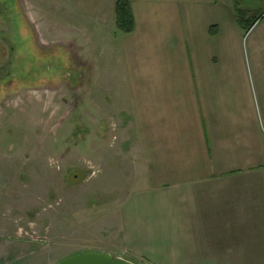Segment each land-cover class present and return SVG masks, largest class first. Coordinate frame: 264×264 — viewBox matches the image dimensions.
Here are the masks:
<instances>
[{
	"label": "crops",
	"instance_id": "obj_1",
	"mask_svg": "<svg viewBox=\"0 0 264 264\" xmlns=\"http://www.w3.org/2000/svg\"><path fill=\"white\" fill-rule=\"evenodd\" d=\"M116 1L78 3L109 30L100 90L138 175L115 206L124 248L147 264H264V12L244 31L234 0H127L121 34Z\"/></svg>",
	"mask_w": 264,
	"mask_h": 264
},
{
	"label": "rangeland",
	"instance_id": "obj_2",
	"mask_svg": "<svg viewBox=\"0 0 264 264\" xmlns=\"http://www.w3.org/2000/svg\"><path fill=\"white\" fill-rule=\"evenodd\" d=\"M80 1L6 0L10 12L0 16V65L11 61L0 81V264H56L84 252L147 264L117 229L115 206L138 175L120 146L115 99L100 90L109 30L90 26ZM240 4L252 9L247 21L264 12V0ZM107 74L119 88L110 56Z\"/></svg>",
	"mask_w": 264,
	"mask_h": 264
},
{
	"label": "trees",
	"instance_id": "obj_3",
	"mask_svg": "<svg viewBox=\"0 0 264 264\" xmlns=\"http://www.w3.org/2000/svg\"><path fill=\"white\" fill-rule=\"evenodd\" d=\"M241 0H234V4L237 7L238 21L242 25L245 22L247 25H242L244 31H248L259 19L262 18L263 14L252 17L247 21L245 14L249 13L246 10L239 9V2ZM252 11V10H251ZM250 11V12H251ZM115 27L117 32L121 34H129L134 30V18L130 8V4L127 0H117L115 4Z\"/></svg>",
	"mask_w": 264,
	"mask_h": 264
},
{
	"label": "water",
	"instance_id": "obj_4",
	"mask_svg": "<svg viewBox=\"0 0 264 264\" xmlns=\"http://www.w3.org/2000/svg\"><path fill=\"white\" fill-rule=\"evenodd\" d=\"M56 264H134L107 253L84 252L70 256Z\"/></svg>",
	"mask_w": 264,
	"mask_h": 264
},
{
	"label": "flooded vegetation",
	"instance_id": "obj_5",
	"mask_svg": "<svg viewBox=\"0 0 264 264\" xmlns=\"http://www.w3.org/2000/svg\"><path fill=\"white\" fill-rule=\"evenodd\" d=\"M10 12L8 5L6 4V0H0V16L6 15V13ZM6 38L3 37V34L0 32V40H5ZM11 61L5 62L0 65V81H2L4 78H8V76L11 73L10 70Z\"/></svg>",
	"mask_w": 264,
	"mask_h": 264
}]
</instances>
